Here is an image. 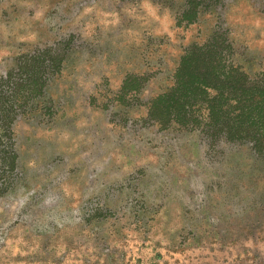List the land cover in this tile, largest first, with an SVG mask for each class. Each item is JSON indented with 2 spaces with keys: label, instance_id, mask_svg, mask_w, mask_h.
Here are the masks:
<instances>
[{
  "label": "rangeland",
  "instance_id": "1",
  "mask_svg": "<svg viewBox=\"0 0 264 264\" xmlns=\"http://www.w3.org/2000/svg\"><path fill=\"white\" fill-rule=\"evenodd\" d=\"M187 1L0 0V76L62 56L0 144V264H264V156L154 114L209 41L264 77V0Z\"/></svg>",
  "mask_w": 264,
  "mask_h": 264
},
{
  "label": "trees",
  "instance_id": "2",
  "mask_svg": "<svg viewBox=\"0 0 264 264\" xmlns=\"http://www.w3.org/2000/svg\"><path fill=\"white\" fill-rule=\"evenodd\" d=\"M201 0H188L182 19L192 21ZM62 62L53 48L21 57L15 69L0 76V144L11 154V125L34 109L46 82ZM156 109V110H155ZM162 124L192 122L210 143L249 142L264 156V77L251 80L238 67L225 63L215 42L193 47L182 56L174 82L154 105Z\"/></svg>",
  "mask_w": 264,
  "mask_h": 264
}]
</instances>
